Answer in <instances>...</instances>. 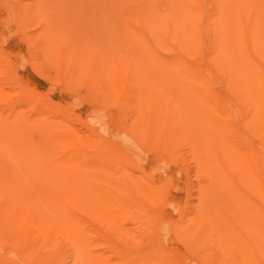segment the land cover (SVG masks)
I'll use <instances>...</instances> for the list:
<instances>
[{"label":"rangeland","instance_id":"rangeland-1","mask_svg":"<svg viewBox=\"0 0 264 264\" xmlns=\"http://www.w3.org/2000/svg\"><path fill=\"white\" fill-rule=\"evenodd\" d=\"M91 1L0 0V66L4 59L10 66L6 74H0V87L10 105L1 101L0 112H11L10 106H14L13 111L21 119L14 131L25 128L24 134H15L18 145L27 149L30 143L32 149L18 159L14 155L20 154L17 148L10 150L0 142V198L8 212L7 222L16 224L23 220L26 207L33 203L36 213L30 218L31 230L37 246L44 252L56 248L60 251V259L49 264H90L93 256L101 258L98 264H264V244L259 245L264 241V228L258 230L250 221L234 194L242 186L233 183L237 165H225L230 160L220 156L219 146L223 145L212 135V126L201 122L196 94L186 88L180 70L169 65L170 60H176L178 48L166 35L149 36L150 47L154 38L163 46L152 54L169 62L159 65L147 48L138 47L140 22L112 25L104 16H90L87 8L81 6L90 7ZM165 1L158 0V4L162 6ZM202 6L205 15L209 14V2ZM20 7L25 9L23 12L30 11L29 15H22L23 19L17 12ZM128 7L136 12L139 9L134 3ZM17 20L23 23L18 24ZM196 24L206 26L207 22L199 18ZM36 37H40L41 44L36 45ZM202 37L197 55L184 62L198 73L211 68V51L206 47L210 34L202 30ZM60 41L71 48L69 51L63 47L65 56L59 55L56 45L51 50L46 48L48 43ZM116 59L123 75L114 86L116 80L106 73ZM81 63L94 66L92 73L85 72ZM214 72L209 77L214 97L218 101L234 100L225 85L229 80L226 73ZM156 88L152 113H157L162 122L168 120L165 138L162 133L155 138L146 136V129L155 124L148 118L139 120L144 131L137 133L134 127L140 114L139 97L150 98ZM32 98L39 101L32 103ZM102 103L106 109L102 120L97 121L93 117ZM150 111L151 108L147 113ZM211 116L217 118L212 111ZM34 120L40 127L31 128ZM47 126L54 127V133L56 129L63 131L58 137L67 142L57 145L48 136L51 131ZM235 126L234 130L242 134L243 126ZM128 133L134 140L129 139L126 144L120 138ZM91 140L103 141L110 151L120 154L121 158L112 160L115 168L103 169L90 163V168L83 169L56 161L69 154L87 155L90 149L85 147ZM161 142L166 150L160 148ZM252 143L257 144L258 140L253 139ZM262 170L254 163L244 162V178L251 185H244L247 206L257 207L260 202L264 207ZM116 180L119 189L125 184L133 186L130 191L121 190L125 201L123 213L117 217L104 201L96 199L100 187L108 188L110 181ZM138 187H142L141 196L135 200ZM146 189L150 194L156 192L152 200L147 199ZM60 193L71 203L68 212L79 222L88 243L86 257L75 262L76 232L65 220L68 215L62 218L59 208L53 205ZM256 212L253 217L264 218L259 208ZM47 227L54 228L51 235ZM8 230L1 234L0 257L9 255L10 247H17L16 239L11 238L13 231Z\"/></svg>","mask_w":264,"mask_h":264},{"label":"bare ground","instance_id":"bare-ground-1","mask_svg":"<svg viewBox=\"0 0 264 264\" xmlns=\"http://www.w3.org/2000/svg\"><path fill=\"white\" fill-rule=\"evenodd\" d=\"M206 1L211 5V9L207 15H205V10L202 6L203 2ZM133 3L138 4L139 6L137 12L128 7ZM161 5L162 6L158 4V0H92L90 7L87 5H85V7L83 4V7L81 6V8H87L86 10H88L90 16H104L112 25H122L129 21H134L135 24L140 22L139 25H142L138 27V29L141 35H139L138 39H141V42H138V47H141L144 50L147 48V51L151 54L154 53V49L163 48L162 44L155 38L152 43L153 46H149V36L151 35L154 37L156 34H159L160 36L166 35L168 40L175 44L178 50L175 54L176 60H170L172 64L166 62L168 60L165 61L163 58H159L155 54H152L151 57H154L155 62L159 65L169 63V65H173L176 69H179L182 73L186 88L196 94L198 105L201 108L200 113L201 116H203L201 122L204 124L208 123V125L212 126V129L210 130L212 131V135H215L217 139L220 140V144L223 145L221 147L218 145L219 151L222 149L220 156H223L225 160H230L227 161L225 165H237L236 169H234L235 177L233 183L234 186L238 185V187H240L241 184L242 186L238 188V193L232 190L231 192H235L234 194L241 208H244L251 217L250 221L258 226V230H262L261 228H264V218H259L258 215V218L253 216L257 214V208H259L264 215V207L260 202H255L257 207H254V205H248V207L245 203L247 201L244 199V185L247 187H251V185H249L244 178V162L247 164L254 163L255 166H260L264 172V0H166ZM21 8L22 7L19 9ZM21 10L17 12L20 13L22 19L24 18L22 17L23 14L27 13L29 15L30 13V11L27 10L23 12L25 9ZM190 10H193L195 13L188 14ZM6 11V13H8V10ZM28 15H24L25 18ZM199 18H202L203 22H207V25L203 26L202 24H196V20ZM2 21H4V18ZM19 23L23 22L19 21L18 24ZM86 29L90 31L87 26ZM202 30L210 34L209 39H206L208 40V42H206V47L211 51L208 54V61L211 64V68L209 67L210 69L206 72L198 73L194 68L186 66L184 62L185 58L194 57L193 55L195 54L197 55L198 49L196 48L199 44H203L204 41ZM43 36L47 37L45 35ZM44 37H42V39ZM37 39L39 40L36 45L41 44L42 40L40 37H36V41ZM55 45L59 55L65 56L64 48H67L69 51L71 50L68 45L61 41L57 44L48 43L46 48L51 50L55 48ZM43 46L45 48L44 43ZM3 62H1L3 64L0 66V74L1 72L6 74L10 69L9 62L5 59ZM118 62L117 59L113 61L111 67L107 69L108 72L106 73L107 76L112 77V80H116L113 81L114 86L118 84L117 78L123 75V73H119L120 63ZM85 63L88 64V66L92 65L90 61H86ZM80 65L85 72H88L89 74L92 73L94 66L86 67L82 63ZM77 70L82 71L81 68ZM216 70L217 72H225L228 76L229 80L225 85L233 94L234 100H230L229 102L226 98L225 101L227 100L228 102L222 100L218 101L214 97V86L209 77L214 74V71ZM88 78L86 80H88ZM189 79L191 81H189ZM139 83L138 80L137 84ZM227 92L229 91L227 90ZM157 93L156 88L155 93H153L154 95L150 98L143 99L142 97H139L140 102H138L139 106H137L140 114H137L138 119H136L134 124L135 132L140 133V131H144L142 122L139 120L148 118L151 122H155L154 125L146 129V136L148 138L159 137L161 133L164 138L168 137V135L165 134L168 120L166 119L162 122L157 113H152L154 112V99L157 100ZM103 96L107 97L105 94ZM22 100L24 99L22 98ZM31 100H33L32 103L39 101V99L35 98L30 99V101ZM108 100H112V98L108 96ZM1 101L7 106L10 105L9 98H6V95L0 87V102ZM149 108H151L152 111L148 113L152 114L147 113ZM10 109L12 111L8 113L0 112V142L10 150H12V148H17L18 151H20V154L14 155L15 158L20 159L22 158V155L31 153L29 151H32V149L30 143L27 144V149L18 145V140L15 134H24L25 128L20 132L14 131L21 123V119L20 116L13 111V105L10 106ZM105 109V103L100 104L97 107L98 113L93 118L97 121L102 120L101 118H103ZM211 111L216 115V119L212 118ZM33 122H35V125L34 127H31L32 129L40 127V125H37V120H34ZM238 123L243 126V128L237 126L238 128H241V130L244 129V131L242 130V134H238V131L236 132L234 130L236 127L235 125ZM172 126L174 129L176 128L175 122H172ZM47 128L51 131V134L48 136L53 137L57 145L62 146L67 142L60 139L61 137H58L63 131L56 129L54 133V127L47 126ZM171 131L174 130L172 129ZM183 131L184 130L182 129L181 132L183 133ZM206 132L208 133V131ZM255 138L258 140L257 144L252 143V140ZM120 139H122L124 143L128 141L130 142L131 139L134 140L130 134H125V136H121ZM145 139L152 143L147 138ZM87 148L90 149V152L85 156L69 154L59 157L60 161H56L65 164L71 163V165L79 166L83 169L90 168V163L96 164L99 168L104 169L106 167H111L113 169L116 165L112 163V160H115L116 156L121 158L120 154H117V151H110L103 141L91 140L87 143L85 149ZM160 148L166 150L163 142H161ZM240 170L241 172H239ZM253 171L260 173L256 169ZM117 172L118 171L115 173ZM222 173L226 178V174L224 172ZM81 174L83 176L87 175L86 173ZM10 176L13 177L14 174H11ZM122 180L123 178L121 177V184ZM109 184L111 186L108 188L100 187L99 190H97L99 196H97L96 199L104 201L114 216L117 217L122 215V207L125 201V196L121 190L130 191L133 189V186L125 184L119 189L117 187V180L110 181ZM225 185L229 186L228 181L225 182ZM141 191L142 187H138L137 191L134 193L135 200H138L141 196ZM252 191H254V189ZM143 193H145L144 190ZM247 193H249V190H247ZM61 194L62 193L57 195V198L53 200V205H56L59 208L62 218L68 215L65 220L68 221L69 227L76 232V235L74 236L76 238L75 247L77 249V254L75 253L74 258L75 262V259L79 261L82 257H86L85 248L88 247V243L84 238V233L80 228L79 222L70 216L68 212L71 203L67 202L65 196L62 197ZM152 194H156V192L151 191L150 194L149 190L146 189L148 200L153 199ZM4 197H6V194L3 195V198ZM0 199V239H2V232L5 233L9 229L8 232H11V230L13 231L11 232V238L16 239L17 241L16 248L10 247L11 250L9 251L11 253L9 255L0 257V264H18L19 261L22 263L32 262V264H49L58 261L60 259L59 248L44 252L35 242L37 239H35L31 230L32 220L30 219L31 217H35L36 213L35 209L32 208L33 203L26 207L27 213L25 218L23 220L20 219L16 224H12L11 221L9 223L7 222L8 216H6L5 213L7 210L5 211L3 208L4 202L1 205V202L4 199ZM141 201L144 204L147 202L144 196L141 197ZM46 231L51 235L54 232V228L47 227ZM262 232L264 233V229ZM263 242L264 241L260 242L259 245L264 244ZM114 247L119 249V246ZM121 252L125 255V251L120 250V253ZM122 254L120 255L122 256ZM143 258L148 259L147 256H143ZM90 259V264H98L101 260L100 257L95 256Z\"/></svg>","mask_w":264,"mask_h":264}]
</instances>
